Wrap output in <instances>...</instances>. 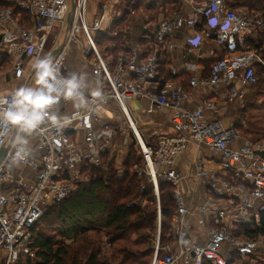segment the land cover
Here are the masks:
<instances>
[{
    "label": "built area",
    "instance_id": "obj_1",
    "mask_svg": "<svg viewBox=\"0 0 264 264\" xmlns=\"http://www.w3.org/2000/svg\"><path fill=\"white\" fill-rule=\"evenodd\" d=\"M96 1L98 7L92 13L95 0H0V62L3 55L12 60L10 78L21 86L32 85L33 58L55 51L64 75L75 45L91 67L94 92L100 93L93 96L92 92L87 108L71 114V124L64 129L45 128L26 137V145L16 140L15 131L0 125V154L5 152L0 160V264H21L35 258L32 228L51 207L92 179L87 167L110 179L120 133L132 134L142 153L143 165L130 173L152 183L159 219L160 182L174 188L177 212L172 229L179 254L173 253L172 244L160 245L159 230L151 264H179L180 259L193 264H264V237L242 239L235 235L239 226L259 227L264 216V141L243 143L239 132L224 124L216 99H206L198 108L188 110L191 92L173 80L165 82L162 72L164 57L177 48L176 38L190 32V41L199 38L200 43L189 41L186 56L204 59L200 51L208 43V60L212 61L205 74L198 73L194 63L185 64V71L194 73L190 88L216 91V97L225 103L244 102V95L258 83L257 65L264 66L248 47L249 41L263 33V21L248 12L244 6L247 0H181L180 14L161 18L154 29L132 37L128 50L112 60L101 55L98 33L124 15L121 6L150 0ZM72 2L74 10L67 27ZM22 14L30 18L31 27L22 25ZM230 16L237 19L222 31ZM213 19L215 26L209 24ZM56 26L65 38L57 40L49 52L47 43ZM179 72L170 67L172 77ZM135 101L144 102L146 112L170 110L169 123L177 136L162 138L156 147L148 145L133 117L131 103ZM191 144L195 149L193 167L207 191L198 211L199 224L207 227L204 245L185 238L191 205L180 190L184 175L175 169L177 158ZM207 151L218 155L217 161L211 160ZM114 173L122 179L127 171L118 166ZM196 190L197 185L189 186L190 195Z\"/></svg>",
    "mask_w": 264,
    "mask_h": 264
},
{
    "label": "trees",
    "instance_id": "obj_2",
    "mask_svg": "<svg viewBox=\"0 0 264 264\" xmlns=\"http://www.w3.org/2000/svg\"><path fill=\"white\" fill-rule=\"evenodd\" d=\"M1 5L8 6L7 3ZM136 5L145 6L144 17H149L147 23H157L161 20L159 17L168 18L180 14L183 8L181 0H150ZM131 6L133 5L128 4L125 15L114 21L111 32H100L97 35L99 50L102 52L103 49L104 53L111 51L112 60L119 53L128 50L132 43L133 25L142 33L147 32L135 26V19L130 18L128 8H132ZM244 6L264 23V0H247ZM19 14L15 9V16L18 17ZM21 22L26 27L32 26L30 18L23 14ZM144 43L142 40L141 44ZM248 47L264 62V31L256 40L249 41ZM8 61L3 55L0 68ZM202 63L210 66L212 61ZM170 67L171 56H166L162 61L165 82L173 80L189 91L190 74L172 77ZM258 75L260 79L258 78L256 86L264 93V66L257 65V77ZM260 141H264V135L254 143ZM141 165L142 153L135 146L130 148L123 163L111 161L109 180H106L102 171L87 167L92 179L80 185L63 202L51 207L32 228L31 247L35 258L27 259L21 264H151L159 230L161 246L174 242L172 219L177 208L174 188L168 183L160 182L159 219L157 197L152 183L145 177L141 179L130 173ZM118 166L127 171L122 179H118L114 173ZM47 225L56 229L55 234L45 235L40 231ZM235 235L242 239L264 237V216L259 227L239 226Z\"/></svg>",
    "mask_w": 264,
    "mask_h": 264
},
{
    "label": "crops",
    "instance_id": "obj_3",
    "mask_svg": "<svg viewBox=\"0 0 264 264\" xmlns=\"http://www.w3.org/2000/svg\"><path fill=\"white\" fill-rule=\"evenodd\" d=\"M62 31V30H61ZM59 34L58 27L56 26L51 34L48 43H47V51H53L57 46L58 42H55V37ZM193 37V34L187 32L184 35L178 36L175 40V44L177 45L176 50L171 54V66L179 69V75L189 73L190 79L193 76V72L185 71V64L188 62H192L195 64L198 73H208L210 66L204 65L202 62L209 61L211 46L206 43L200 54L204 59L196 61L195 57L190 58L186 56L185 48L188 47L190 38ZM65 38V33L63 31V37L60 38L59 41H62ZM56 43V45H55ZM196 56V55H195ZM66 69L64 71V76L69 75L70 73H81L83 71V65H87L83 60L82 50L77 46H73L71 53L67 59ZM88 66V65H87ZM85 71V70H84ZM84 74V73H82ZM86 82L88 84V89L85 91L84 95L86 99L88 96L95 91V79L93 76L90 78L87 76ZM189 79V80H190ZM21 86V82L15 79L10 78V83L6 82L5 79L0 80V95L10 94L15 88ZM181 86V85H180ZM189 91L191 92V101L186 105L188 110H193L198 108L202 102L206 99H216L217 107L221 110V114L224 115L226 111V107L231 104L225 103L220 98L218 99L216 96L218 94L216 91L207 90L204 88H198L196 90H192L190 86H188ZM2 90V91H1ZM89 90V92H88ZM88 106V104H87ZM148 106L144 102H132L131 109L133 113V117L138 123L139 127H141V133L143 135L146 143L152 147H156L158 142L165 137H176L177 134L173 132L171 125L169 123V116L171 114L170 110L162 109L160 111L146 112L145 108ZM84 109H77L71 102L65 101L61 99L59 104L57 105L56 110L60 115L70 116L75 112H79ZM226 117V116H225ZM119 150H115V161L120 164L123 163L124 160H118ZM121 153V151H120ZM207 155L211 160L217 161L218 155L214 153H210L207 151ZM195 156L194 146L191 144L188 146L186 151L182 153L175 162V169L184 175V179L180 184V190L183 194L185 201L191 205L190 215L186 219V227L184 229L185 238L194 244L204 245L206 242V234L207 227L201 226L199 224V216L198 211L201 205L204 203L207 197V191L202 186L201 180L197 178L196 171L193 167V161ZM20 168V167H19ZM197 185V190L194 195L189 194V186ZM179 245L177 242L172 243V251L175 254H179ZM179 264H193L191 260L180 259Z\"/></svg>",
    "mask_w": 264,
    "mask_h": 264
},
{
    "label": "clouds",
    "instance_id": "obj_4",
    "mask_svg": "<svg viewBox=\"0 0 264 264\" xmlns=\"http://www.w3.org/2000/svg\"><path fill=\"white\" fill-rule=\"evenodd\" d=\"M235 16L225 21L222 31H226ZM217 21L210 20L215 26ZM198 45L200 39L190 41ZM33 70V84L15 88L8 95H0V125L16 132V140L26 145V137L45 128L57 131L71 124V119L60 115L56 110L61 99L71 102L75 108H87L88 101L84 95L88 89L86 77L82 73L61 74L60 62L51 54L35 56L31 64ZM93 96L100 93L94 92Z\"/></svg>",
    "mask_w": 264,
    "mask_h": 264
},
{
    "label": "rangeland",
    "instance_id": "obj_5",
    "mask_svg": "<svg viewBox=\"0 0 264 264\" xmlns=\"http://www.w3.org/2000/svg\"><path fill=\"white\" fill-rule=\"evenodd\" d=\"M105 2L101 1L100 3L104 4ZM127 6L125 7L121 6L123 12L124 10L127 9ZM136 6H131L132 8L130 9L128 8V11H130V18L133 17L135 19V26L137 25L143 29H154L159 24L160 20L157 23H153V22L147 23V21L149 20V17L148 16L144 17L145 6H138V5ZM97 7H98V2L95 0V3L92 4L90 11L94 13ZM124 15H122L121 18ZM161 18L162 17H159V19ZM112 25L113 23L111 24L110 27H108L104 31V33L111 32ZM133 26L131 27L132 37L138 35V33L141 32L140 30H137V28ZM62 37H63V30L62 31L60 30L58 36L55 37V42H57V40L58 42H60L59 39L60 38L62 39ZM110 46H113V45L111 44ZM100 53L106 59H112L111 51L110 52L105 51L104 53L102 49V52L100 51ZM83 66H84L83 71L81 73H84L85 76L88 75V77L90 78L92 76L91 67L87 65L86 66L83 65ZM12 67H13V62L12 60H9L5 65H3L2 68H0V76L3 77V79H5V81L8 83H10L9 73ZM258 78L260 79L259 75H258ZM5 95H8V94H5ZM222 120L226 126H231L239 132L240 139L242 140L243 143H254L255 141H258L260 136L264 135V93L263 91H261L258 88V86H255L249 89L246 95H244V102L239 103L237 105L231 104L230 106L226 107V111H225V114L222 116ZM135 146H136V143H135V140L132 134L130 133L128 135H124L123 133L118 134L117 147H116V149L119 150L118 160L122 161L126 159L130 148L135 147ZM50 226H53V225H50ZM40 231H43L45 235H52V234H55L56 229L50 228L47 225L43 227V229H41Z\"/></svg>",
    "mask_w": 264,
    "mask_h": 264
},
{
    "label": "water",
    "instance_id": "obj_6",
    "mask_svg": "<svg viewBox=\"0 0 264 264\" xmlns=\"http://www.w3.org/2000/svg\"><path fill=\"white\" fill-rule=\"evenodd\" d=\"M72 1H73V0H72ZM73 10H74V5H73V2H72L71 12H70V14H69V16H68V20H67V27H69L70 24H71V20H72V12H73ZM55 54H57V51L53 52L51 55L54 57ZM4 154H5V152H1V154H0V160H2Z\"/></svg>",
    "mask_w": 264,
    "mask_h": 264
}]
</instances>
